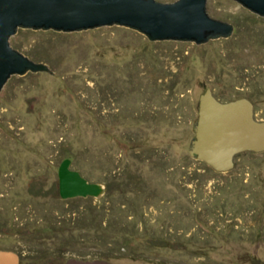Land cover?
<instances>
[{
  "label": "rangeland",
  "instance_id": "374dc122",
  "mask_svg": "<svg viewBox=\"0 0 264 264\" xmlns=\"http://www.w3.org/2000/svg\"><path fill=\"white\" fill-rule=\"evenodd\" d=\"M207 6L235 26L230 38L151 41L116 25L12 38L54 74L13 76L0 95L1 248L66 246L110 264H264V152L238 155L224 173L189 152L207 89L249 99L264 121V17L234 0ZM67 157L89 183L121 185L97 201L63 199Z\"/></svg>",
  "mask_w": 264,
  "mask_h": 264
},
{
  "label": "water",
  "instance_id": "95a60500",
  "mask_svg": "<svg viewBox=\"0 0 264 264\" xmlns=\"http://www.w3.org/2000/svg\"><path fill=\"white\" fill-rule=\"evenodd\" d=\"M264 17V0H234ZM208 0H0V95L13 76L49 72L48 64L37 62L12 45L20 29L71 33L105 26H124L137 30L151 41H194L198 45L211 39L230 38L235 26L216 19L208 12ZM196 136L191 140V156L217 172L235 167V158L244 152H264V121L255 116L247 98L222 101L207 89L198 104ZM62 164L61 194L64 198L99 192ZM0 264H19V256L0 251ZM69 264H110L107 261Z\"/></svg>",
  "mask_w": 264,
  "mask_h": 264
},
{
  "label": "flooded vegetation",
  "instance_id": "af4514ba",
  "mask_svg": "<svg viewBox=\"0 0 264 264\" xmlns=\"http://www.w3.org/2000/svg\"><path fill=\"white\" fill-rule=\"evenodd\" d=\"M246 153V152H244ZM242 154V153H241ZM240 155V154H239ZM64 162H62L63 164ZM61 164V166H62ZM61 166L59 167V171H60V168ZM71 170V169H70ZM126 181L127 183V186L130 185V183L133 182L130 174L129 176L127 175V177L125 176L124 177V182ZM90 184H93V185H99V192H92L88 195H78V196H73V197H67V198H64L61 194V187H60V175H59V193H60V196L63 198V199H72V198H80V197H83V198H92L93 200H98L100 198V196H106V195H110V193H112L116 187L120 186L121 184L117 181H108L106 183H98V182H90ZM34 194L38 195L39 192L41 194H43V191H36L35 187L32 188L31 190ZM32 193V194H33ZM41 194H39L41 196ZM48 238L47 237H29L27 238V240L29 241L28 243H30V245H38L39 243H42L43 241L47 240ZM67 243V242H66ZM66 247V246H65ZM59 247L58 249H51L49 252H43V251H40L39 248H37L36 246H29L28 250H22L20 251L18 248H1L0 247V251L1 250H10V251H13L15 253L18 254L19 256V264H57L58 262H60L61 264H69L70 262H83V263H89V262H98V261H105V260H101V259H93V260H90V258H85V259H82V258H79L77 257V255H74V254H70L67 251V247ZM57 261V262H56Z\"/></svg>",
  "mask_w": 264,
  "mask_h": 264
},
{
  "label": "trees",
  "instance_id": "16d2710c",
  "mask_svg": "<svg viewBox=\"0 0 264 264\" xmlns=\"http://www.w3.org/2000/svg\"><path fill=\"white\" fill-rule=\"evenodd\" d=\"M237 99H240V98H232V99H230V100H228V101H233V100H237ZM222 101H225L224 99L222 100ZM228 101H225V102H228ZM255 153V152H254ZM69 159V157H67V158H65V161L66 160H68ZM70 160V159H69ZM64 162V161H63ZM204 165H206V167L207 168H209V169H211V170H214L212 167H210L208 164H206L205 162H202ZM214 171H216V170H214ZM54 192H57V190H56V188L54 187V188H52L50 191H48V192H43V193H46V195L48 194V193H53L54 194Z\"/></svg>",
  "mask_w": 264,
  "mask_h": 264
}]
</instances>
